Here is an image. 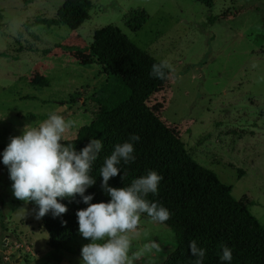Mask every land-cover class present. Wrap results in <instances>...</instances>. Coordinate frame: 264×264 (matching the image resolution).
Returning a JSON list of instances; mask_svg holds the SVG:
<instances>
[{
  "label": "rangeland",
  "instance_id": "rangeland-1",
  "mask_svg": "<svg viewBox=\"0 0 264 264\" xmlns=\"http://www.w3.org/2000/svg\"><path fill=\"white\" fill-rule=\"evenodd\" d=\"M63 1L0 0V264H80L89 241L79 235L51 247L42 220L13 195L2 157L11 137L52 112L72 122L64 139L73 138L93 119L95 98L118 93L103 64H80L66 51L88 46L108 24L173 66L148 104H161L162 120L178 127L192 159L245 199L264 226V0H91L74 30L53 22ZM141 11L146 21L133 30L126 20ZM141 231L148 235L133 252L152 240L163 252L134 264H160L175 247L173 232L144 217ZM17 243L30 250L10 253L6 245Z\"/></svg>",
  "mask_w": 264,
  "mask_h": 264
},
{
  "label": "trees",
  "instance_id": "trees-1",
  "mask_svg": "<svg viewBox=\"0 0 264 264\" xmlns=\"http://www.w3.org/2000/svg\"><path fill=\"white\" fill-rule=\"evenodd\" d=\"M198 1L206 6L212 4V0ZM91 7V0H64L53 22L74 30L88 18ZM145 21L141 11L133 12L126 23L135 30ZM66 51L80 64H103L118 84L117 94L95 98L99 105L93 119L79 127L73 138L64 139L65 144L73 145L77 151L91 139L102 141L103 148L91 172L96 183L85 192L93 194L92 203L111 199L101 189L100 168L104 158L116 144L137 134L140 139L134 142L135 161L129 164L122 161L118 165L120 174L110 178L109 185L129 186L150 170L162 175L158 195L150 194L148 199L172 213L163 224L173 232L176 244L160 264H195L196 258L189 251L192 241L206 250L204 264H264V226L249 211L248 202L234 198L229 186L192 159L178 127L162 120L160 103L148 104L147 99L169 82V76L161 80L150 75L153 64L159 61L112 24L96 29L88 46H70ZM60 202L67 206L65 214L54 217L49 212L40 218L49 234L48 244L54 248H62L79 237L76 212L88 206L79 194ZM29 205L36 214L38 206ZM221 245L232 250L231 262L221 261Z\"/></svg>",
  "mask_w": 264,
  "mask_h": 264
},
{
  "label": "clouds",
  "instance_id": "clouds-1",
  "mask_svg": "<svg viewBox=\"0 0 264 264\" xmlns=\"http://www.w3.org/2000/svg\"><path fill=\"white\" fill-rule=\"evenodd\" d=\"M173 71L168 61H160L153 64L150 75L163 80ZM71 126V121L52 112L38 127H25L21 135L10 138L2 162L8 168L15 198L37 205L36 218L40 219L49 212L54 217L65 214L68 209L60 199L74 198L77 194L82 197L88 206L76 212L78 232L89 243L81 248L80 264H134L141 257L162 253L163 248L156 240L132 251L133 242L148 235L141 231L142 216L160 224L171 218L172 213L166 207L148 199L150 194L158 195L162 175L150 170L129 186L109 185L110 178L120 174L118 165L122 161L124 164L135 161L134 142L139 141V135L133 134L129 140L116 144L104 158L100 168L101 189L111 199L92 203L93 194L85 192L96 183L91 172L103 144L99 139H91L77 151L73 145L64 143ZM121 178L124 180L125 174ZM221 247V261L231 262L232 250L226 245ZM189 251L196 258L195 264H204L206 250L198 247L196 241L190 242Z\"/></svg>",
  "mask_w": 264,
  "mask_h": 264
},
{
  "label": "built area",
  "instance_id": "built-area-1",
  "mask_svg": "<svg viewBox=\"0 0 264 264\" xmlns=\"http://www.w3.org/2000/svg\"><path fill=\"white\" fill-rule=\"evenodd\" d=\"M6 246L10 250V253H13L14 251H18L21 246L23 247V249L25 248L26 250H30L29 246L26 243H23V244H19V243H17V244H8Z\"/></svg>",
  "mask_w": 264,
  "mask_h": 264
}]
</instances>
